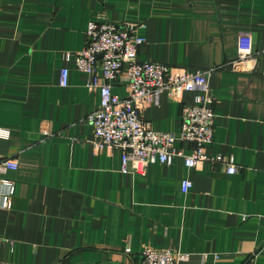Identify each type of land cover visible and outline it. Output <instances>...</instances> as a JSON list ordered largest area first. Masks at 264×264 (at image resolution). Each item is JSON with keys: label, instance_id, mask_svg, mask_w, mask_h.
<instances>
[{"label": "crops", "instance_id": "obj_1", "mask_svg": "<svg viewBox=\"0 0 264 264\" xmlns=\"http://www.w3.org/2000/svg\"><path fill=\"white\" fill-rule=\"evenodd\" d=\"M103 19L146 24L140 60L211 69L207 151L224 161L188 167L176 156L123 172L120 149L94 147L87 116L99 93L65 56L85 46L89 21ZM244 32L257 58L234 70ZM113 91L125 96L127 86ZM194 96L163 93L143 118L180 134ZM0 127L10 131L0 154L19 161L7 174L13 205L0 207V264H141L147 245L188 253L180 264H264V0H0Z\"/></svg>", "mask_w": 264, "mask_h": 264}, {"label": "built area", "instance_id": "obj_2", "mask_svg": "<svg viewBox=\"0 0 264 264\" xmlns=\"http://www.w3.org/2000/svg\"><path fill=\"white\" fill-rule=\"evenodd\" d=\"M145 27L144 22L91 20L86 30L85 46L65 56L67 60L75 59L77 68L87 74L86 85L99 93L98 106L87 116L94 126V147L98 150L105 147L120 149L123 172L145 173L149 164L157 161L170 164L176 156H182L188 167L205 161H224L222 154L211 155L207 151V145L214 139L216 119L215 98L209 92L211 69L140 60L139 48L146 37L139 31ZM256 58L251 33H242L238 39V56L231 61V68L251 69ZM69 72L68 67L62 68V86L69 83ZM115 82L125 83V96L113 91ZM186 91L195 92V96L193 103L182 106L180 134L158 130L145 121L146 108L158 103L163 93L172 101H182ZM9 134L8 128L0 127V137ZM177 141L189 143V153L177 148ZM226 163V170L234 173L237 169L234 159ZM18 166L16 157L0 154L2 208L10 209L13 205L16 183L7 174ZM191 186L190 179L182 181L184 193ZM141 257V264H180L188 260L189 254L147 245Z\"/></svg>", "mask_w": 264, "mask_h": 264}, {"label": "water", "instance_id": "obj_3", "mask_svg": "<svg viewBox=\"0 0 264 264\" xmlns=\"http://www.w3.org/2000/svg\"><path fill=\"white\" fill-rule=\"evenodd\" d=\"M95 264H125V263L120 262V261L110 260V261L98 262V263H95Z\"/></svg>", "mask_w": 264, "mask_h": 264}]
</instances>
